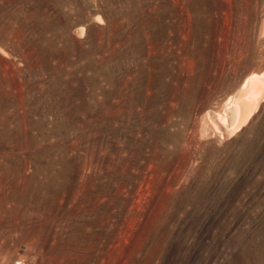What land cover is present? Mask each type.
Listing matches in <instances>:
<instances>
[{
  "label": "rangeland",
  "instance_id": "rangeland-1",
  "mask_svg": "<svg viewBox=\"0 0 264 264\" xmlns=\"http://www.w3.org/2000/svg\"><path fill=\"white\" fill-rule=\"evenodd\" d=\"M263 72L264 0H0V264H264Z\"/></svg>",
  "mask_w": 264,
  "mask_h": 264
},
{
  "label": "bare ground",
  "instance_id": "bare-ground-1",
  "mask_svg": "<svg viewBox=\"0 0 264 264\" xmlns=\"http://www.w3.org/2000/svg\"><path fill=\"white\" fill-rule=\"evenodd\" d=\"M78 32L82 35L83 29L81 28ZM263 96L264 72L253 73L246 78L240 91L225 103V106H223L224 108L222 107L223 111L221 110V113L217 115L218 117L215 116V118L220 120L219 123L224 126V128L234 130L241 127L242 124L245 122L247 123L254 109L259 107V103Z\"/></svg>",
  "mask_w": 264,
  "mask_h": 264
}]
</instances>
